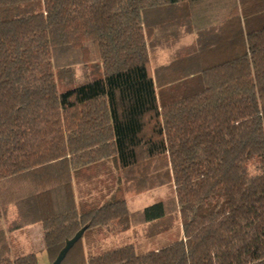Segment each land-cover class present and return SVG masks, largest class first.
Segmentation results:
<instances>
[{
	"label": "trees",
	"instance_id": "1",
	"mask_svg": "<svg viewBox=\"0 0 264 264\" xmlns=\"http://www.w3.org/2000/svg\"><path fill=\"white\" fill-rule=\"evenodd\" d=\"M263 11L264 0H0V264H39L14 257L8 237L33 225L54 263L83 229L117 236L177 213L184 237L168 247L85 260L82 237L61 264H264V27L225 29ZM185 33L233 57L200 69L199 89L160 99L173 65L153 74L149 47ZM77 66L103 77L60 93L56 74ZM108 160L117 193L174 184L176 196L130 211L112 194L79 212L74 175Z\"/></svg>",
	"mask_w": 264,
	"mask_h": 264
},
{
	"label": "rangeland",
	"instance_id": "2",
	"mask_svg": "<svg viewBox=\"0 0 264 264\" xmlns=\"http://www.w3.org/2000/svg\"><path fill=\"white\" fill-rule=\"evenodd\" d=\"M231 24L237 27L239 24L242 34L244 33V29H246L247 32L251 30V24H256L258 28L264 27V11L258 15H250L248 13L243 15L240 13V15L233 22L225 26V29L226 27L228 28L231 26ZM245 24H247L246 28ZM219 32V29H216L215 40L218 38L220 40L221 37L222 42L227 43L225 42L227 32L224 33L223 30L220 34ZM188 38L187 40L185 39V41L190 43L191 38ZM209 39L212 38H208V40ZM173 42L174 41H171L156 47H149L151 71L153 74H155L156 70L161 65H173L170 72L162 74L163 78H167L168 76L171 82L169 84H163V86L156 87L157 95L160 99H164V97H169L170 99L175 100L180 99L184 95L192 92V87H190V85H193L196 90L197 88L199 89L201 85H197V83L201 71L200 69L217 65L233 57L229 52L231 50L230 46H226L229 50L228 51L226 48L224 49L222 45L219 49H204L203 51H200L199 47H196L195 49L189 48L187 50L184 49L177 54L176 50L180 45H173L175 43ZM235 48V52L237 53H243V51L247 49V43L244 44L243 36L240 40H238ZM74 72L75 75L73 77H70L69 75L61 76L60 74H56L57 88L60 93L79 85H83L93 79L103 77V70L99 67L86 68L84 66H77L75 67ZM92 168H96V172H93H95L96 177L101 180L96 182L94 181L95 183L89 186L95 195V199L93 200L90 208L81 202V198L83 196L81 197L82 193L76 177L78 174L75 175V194L78 201L77 208L79 212L83 213L85 211H89L91 208L94 209L104 205L109 201V197L112 194L116 195L114 200H126L130 211H139L176 196L174 184H169L140 194L127 193L124 191V188H122L123 186H121V191L119 190L117 193V180L122 178V173L117 169L113 161H104L93 165ZM93 172H91V175L94 174ZM5 229V221L0 219V230ZM34 230H42L41 225H33L8 235L12 255L15 257L29 253H36L39 264H48L49 260L46 251L38 252V248L44 245V241L41 237H38L37 234V236H32ZM29 234L30 237L28 238ZM183 237L184 233L182 229L181 217L177 213L172 214L167 221L165 220L158 224L151 223L137 226L117 236L108 234L102 228L89 230L84 234L78 248L82 250V258L85 260L101 256L105 253L118 250L128 245H133L138 255H144L148 252L168 247L171 244L182 240ZM51 264H54L52 260Z\"/></svg>",
	"mask_w": 264,
	"mask_h": 264
},
{
	"label": "crops",
	"instance_id": "3",
	"mask_svg": "<svg viewBox=\"0 0 264 264\" xmlns=\"http://www.w3.org/2000/svg\"><path fill=\"white\" fill-rule=\"evenodd\" d=\"M208 36V35H207ZM190 37L191 40H190V43L189 42H186L185 39L187 40V38ZM198 37H199V33H185L183 34L179 39H176L173 43V45H180L176 52L177 54L181 51H183L184 49L187 50L189 48L191 49H195L196 47H198ZM189 39V38H188ZM184 41H185V44H184ZM161 47V46H159ZM175 52V53H176ZM150 55V54H149ZM164 65H161L159 67H162ZM92 166L90 167H87V168H84L82 170H80L78 172V175L76 176L77 177V181H78V184H79V188H80V191H81V202H83V204L85 206H88V208H90L91 204L93 203V200L95 199V195L93 194L92 190L89 188V186H91L92 184H94L96 181L98 180H101L100 178L96 177L95 175V172H96V168H92ZM90 169V170H88ZM94 169V170H92ZM95 171V172H93ZM91 172H93L94 174L91 175ZM94 175V177H93ZM76 177L74 175L73 177V187H74V195H75V199H76V202L78 203L77 201V197H76V194H75V191H76ZM95 181V182H94ZM117 183H118V180H117ZM38 235V237H41L44 241V233H43V230H34V233L32 236H35V235ZM36 235V236H37ZM30 237V234L28 235V238ZM35 238V237H34ZM40 241V240H39ZM40 243V242H38ZM43 252L45 251V244L41 247L38 248V252ZM47 253V252H46ZM48 264H51V259L50 257L48 256Z\"/></svg>",
	"mask_w": 264,
	"mask_h": 264
},
{
	"label": "water",
	"instance_id": "4",
	"mask_svg": "<svg viewBox=\"0 0 264 264\" xmlns=\"http://www.w3.org/2000/svg\"><path fill=\"white\" fill-rule=\"evenodd\" d=\"M84 233H85V230L83 229L80 232H78L73 239L68 240L66 242L65 248L60 252L54 264H61L63 262V260L66 258L67 254L69 253V251L83 237Z\"/></svg>",
	"mask_w": 264,
	"mask_h": 264
}]
</instances>
